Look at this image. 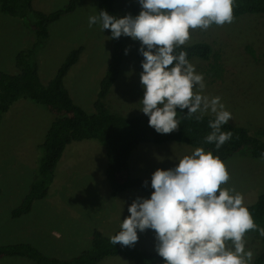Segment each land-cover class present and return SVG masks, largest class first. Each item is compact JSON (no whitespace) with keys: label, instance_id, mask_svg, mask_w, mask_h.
<instances>
[{"label":"rangeland","instance_id":"obj_1","mask_svg":"<svg viewBox=\"0 0 264 264\" xmlns=\"http://www.w3.org/2000/svg\"><path fill=\"white\" fill-rule=\"evenodd\" d=\"M67 2L33 0V6L52 11ZM115 7L119 18L129 14L135 17L142 11L139 0H116ZM98 15V0H79L73 13L50 25L47 40L34 53L41 80L46 84L68 54L74 48L83 46L79 60L65 77V85L74 101L89 113L95 111L94 101L101 79L107 72L113 46L108 29L103 31L99 23L89 26V18ZM33 40L29 17L21 19L0 10L1 71L17 72L15 55L19 50L30 47ZM196 41H207L220 52L223 72L221 77L210 75V62L194 57L190 63L196 74L203 76L205 84L202 91L194 85V93L199 91L209 99L220 97L224 110L231 114L228 122L245 126L251 131L264 126V14H245L231 23L210 25L207 29H190V38L185 44ZM141 43L124 36L120 76L105 99L111 111L125 116L143 113V68L137 56ZM126 49H129L127 54ZM203 114L215 115L210 109ZM53 119L54 115L45 105L29 98L18 99L3 114L0 123V245L31 242L47 255L70 258L91 245L94 229L108 236L113 232L117 235L123 220L130 216V203L139 194L145 199L151 196L136 187L132 190L127 188L117 197L112 196L106 177V149L98 140L86 138L66 146L47 195L34 202L30 213L12 217V209L21 203L37 178L40 144ZM154 147H159L158 152ZM141 148L145 153L137 160L142 165V172L138 175L134 171L132 176L140 177L152 186L156 170L175 168L180 159L201 147L168 141L164 144L144 143ZM148 148L154 151H148ZM223 162L228 169L229 180L221 188L234 189L235 192L230 191L233 195L240 193L244 206L254 203L264 192V160L238 152ZM129 191L139 194L133 196ZM147 230L152 232L151 237L140 236ZM137 234L142 239L134 245L157 252L158 241L153 229L143 232L137 229ZM244 243L245 252L253 253L248 264H256L255 260L264 248L261 235L245 233ZM226 247L233 249L232 242L227 241ZM33 263L25 256L0 257V264ZM98 264L136 263L123 256H108Z\"/></svg>","mask_w":264,"mask_h":264},{"label":"clouds","instance_id":"obj_2","mask_svg":"<svg viewBox=\"0 0 264 264\" xmlns=\"http://www.w3.org/2000/svg\"><path fill=\"white\" fill-rule=\"evenodd\" d=\"M139 2L142 11L138 16L117 18L101 10L89 18V26L99 23L103 31L111 29L113 39L123 35L142 42L139 51L144 57L141 83L145 94L141 111L150 117L151 127L168 134L178 128V108L187 109L188 118L198 110L203 114L210 109L216 118L209 122L213 131L206 141L215 142L219 149L232 135L221 131L231 114L224 110L220 97L209 99L199 91L194 93V85L204 89L203 76L196 74L185 52L173 53L176 46L188 41L190 29L231 23L234 0ZM228 180L225 163L212 152L197 148L175 168L154 172L151 198L138 197L130 205V216L110 242L133 246L139 239L137 229H153L156 251L166 264H248L253 253L245 252L244 236L257 225L244 206L243 196L230 194L234 189L221 188ZM259 232L264 236V228ZM227 241L234 250L226 247Z\"/></svg>","mask_w":264,"mask_h":264},{"label":"trees","instance_id":"obj_3","mask_svg":"<svg viewBox=\"0 0 264 264\" xmlns=\"http://www.w3.org/2000/svg\"><path fill=\"white\" fill-rule=\"evenodd\" d=\"M115 1L98 0L99 12L106 10L110 15L119 18ZM78 2L79 0H68L58 9L43 11L34 8L33 0H0L2 12L21 19L29 17L34 34L31 46L19 50L15 55L17 72L9 73L0 70V123L3 114L20 98H29L41 103L54 115L44 140L40 144L41 155L38 161L37 178L31 183L21 203L12 209V217L18 218L30 213L34 202L47 195L63 151L73 141L93 138L105 147L108 157L106 177L112 196L130 187H136L150 195L154 192L151 185L145 184L144 180L131 174L130 156L140 143L184 142L208 150L222 161L238 152L261 157V153H264V126L251 131L245 126L227 122L221 125V131L230 132L232 135L217 149L215 142L206 141L207 135L213 131L209 127V122L214 121L216 115L202 114L198 110L191 118H188V110L181 111L178 108L176 116L178 128L171 133L161 134L149 125L150 117L144 113L125 116L111 111L105 99L120 76L124 48L123 35L118 39L112 38V56L107 72L100 82V89L94 101V112L89 113L76 103L65 85V77L70 68L79 60L83 46L74 48L59 66L55 75L46 84L43 83L38 64L34 60V53L47 40L50 25L62 16L73 13L77 9ZM245 14H264V0H234L233 20ZM108 30L112 37L111 29ZM182 51L186 53L189 63L194 57L209 61L208 73L214 77L222 76V55L214 49L211 43L196 41L179 45L174 48L173 54L179 55ZM137 56L142 68L144 57L140 52ZM198 116L201 118L197 119ZM246 207L257 225L256 229L246 233L260 234L259 229L264 228V192L258 195L254 203ZM111 237L113 236L94 229L91 245L70 258L47 255L31 242L2 244L0 245V257L25 256L31 258L33 264H98L108 256H123L136 264H166L158 252L142 249L136 245H114L110 242ZM261 237L264 242V236L261 235ZM263 262L264 248L255 260L256 264Z\"/></svg>","mask_w":264,"mask_h":264},{"label":"crops","instance_id":"obj_4","mask_svg":"<svg viewBox=\"0 0 264 264\" xmlns=\"http://www.w3.org/2000/svg\"><path fill=\"white\" fill-rule=\"evenodd\" d=\"M26 99V98H25ZM17 101V100H16ZM15 101V102H16ZM14 102V103H15ZM14 103L11 105V107L10 108H12L13 106H14ZM47 132V131H46ZM170 142V141H169ZM144 143H152V142H144ZM144 143H140L133 151H132V153H131V156H130V160H129V163H130V168H131V174H133V172L135 171V173L136 174H138L139 175V173L140 172H142V165H140L139 163H138V160H137V158H139L140 157V155L142 154V153H145V150H143L142 148L140 149V145L141 144H144ZM166 143V142H165ZM153 144H155V143H153ZM162 144H164V143H162ZM157 146H159V145H157ZM157 148H159V147H154L153 149L154 150H156ZM153 149H151V148H148V151H154ZM156 152H158V149H157V151ZM140 178V177H139ZM129 190H132V187L131 188H128ZM128 189H126V190H128ZM137 189V188H136ZM126 190H124V191H126ZM124 191H122V192H120L118 195H116L115 197H117V196H119L121 193H123ZM129 192H132V194L131 195H136V196H138V194L139 193H136L135 191H129ZM144 192V191H143ZM111 194V193H110ZM151 196V195H150ZM139 197L140 198H144V197H142V195H140L139 194ZM145 199V198H144ZM133 203V202H132ZM132 203H130V204H132ZM130 204H127V206L128 205H130ZM110 233H112V232H110ZM115 232H113L112 234H110L111 236H115L116 234H114ZM152 232H150V231H146V232H144V233H141L140 234V236H145V237H147V236H150L151 237V234ZM141 239L142 238H140L139 239V241L141 242Z\"/></svg>","mask_w":264,"mask_h":264}]
</instances>
